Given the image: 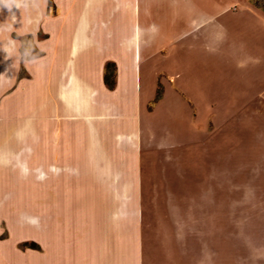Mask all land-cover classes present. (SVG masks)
<instances>
[{
	"label": "rangeland",
	"instance_id": "obj_1",
	"mask_svg": "<svg viewBox=\"0 0 264 264\" xmlns=\"http://www.w3.org/2000/svg\"><path fill=\"white\" fill-rule=\"evenodd\" d=\"M131 2L147 28L136 29L146 46L137 54L135 71L125 63L120 83L122 96L131 101L128 120L116 129L121 114L103 100L109 110L92 116L97 134L86 141L92 154L82 156L75 170L45 173L97 186L98 264L121 256L130 264H264V73L242 71L230 87L228 73L242 69L225 51H211L204 43L224 27L231 39L240 31L264 39V9L255 5L264 6V0ZM24 13L20 9L18 17ZM21 31L18 23L10 32L23 50L21 58L39 56ZM109 63L104 81L113 88L115 65ZM33 65L40 70L42 62ZM23 76L19 68L18 78ZM39 87L37 81L22 83L18 102L23 98L25 105L18 114L34 104ZM71 91L67 97L86 105V91L74 98ZM229 93L235 99L228 101ZM31 121L24 115L16 125L9 116L0 117V207L19 194L17 186L40 183L44 175L41 140L26 129ZM40 190L28 188L24 195L38 196ZM86 190L67 189L64 196L86 197ZM94 220L93 215L92 241ZM79 222L84 219L61 228L67 250L80 234ZM79 252L68 258L84 264Z\"/></svg>",
	"mask_w": 264,
	"mask_h": 264
},
{
	"label": "crops",
	"instance_id": "obj_2",
	"mask_svg": "<svg viewBox=\"0 0 264 264\" xmlns=\"http://www.w3.org/2000/svg\"><path fill=\"white\" fill-rule=\"evenodd\" d=\"M20 9L25 11L22 19L18 17ZM139 11L131 0H0V117L9 116L18 125L19 117L31 116L26 129L32 138L41 140L40 154L47 163L41 170L44 175L40 183H23L17 186L19 194L1 202L0 264H82L68 258L75 251L83 253L84 264H98L97 186L91 180L60 175L50 179L45 172L75 170L82 156L92 154L93 148L87 147L86 141L95 140L97 134L92 116L109 110L103 100L109 99L121 114L116 129L122 119L128 120L126 107L131 101L122 96L120 83L125 63L128 61L135 71L137 54L146 46L144 36L138 38L140 31L136 32L147 28L136 18ZM18 23L23 38L30 39L31 47L35 45L42 52L39 56L21 58L23 50L18 49L10 34ZM197 26L191 28L192 33ZM215 30L205 37L207 48L222 49L233 58L234 66L242 69L238 75L228 73L230 87L239 82L242 71L248 75L260 70L264 73V39L242 36V31L231 39L225 27ZM37 61L42 62L40 70L33 65ZM109 62L115 65L113 88L104 81ZM19 68L25 70L26 76L18 78ZM26 81L40 82V87L35 91L34 104L18 114L25 105L22 97L18 102V92ZM68 89L74 91L73 98L86 91V105L67 97ZM229 95L228 101L235 99ZM187 99L194 103L193 97ZM28 188H40V195L25 196ZM82 188L87 189L86 197L64 196L67 189ZM27 204L32 207L26 208ZM120 204L126 201L120 200ZM80 219H84L78 223L80 234L72 238L75 243L67 250L61 228L73 226ZM120 250L124 252L123 247ZM125 251L129 252V248ZM142 252L141 248L137 250L139 259ZM118 260L112 264H130L128 257Z\"/></svg>",
	"mask_w": 264,
	"mask_h": 264
},
{
	"label": "trees",
	"instance_id": "obj_3",
	"mask_svg": "<svg viewBox=\"0 0 264 264\" xmlns=\"http://www.w3.org/2000/svg\"><path fill=\"white\" fill-rule=\"evenodd\" d=\"M255 5H257V6H259V7H261V8H263V9H264V6H263V5H262V6H261V5H258V3H256V2H255ZM110 65H111L110 63H107V64H106V66H105V67H106V69H107V68H108V66H110ZM104 78L106 79V74H105ZM158 95H159V94H158V92H157V96H158Z\"/></svg>",
	"mask_w": 264,
	"mask_h": 264
}]
</instances>
